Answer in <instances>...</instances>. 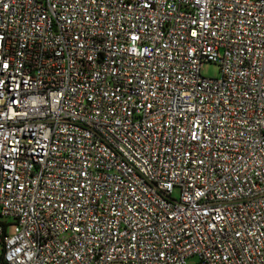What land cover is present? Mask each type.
<instances>
[{"label":"built area","instance_id":"obj_1","mask_svg":"<svg viewBox=\"0 0 264 264\" xmlns=\"http://www.w3.org/2000/svg\"><path fill=\"white\" fill-rule=\"evenodd\" d=\"M113 263L264 264V0H0V264Z\"/></svg>","mask_w":264,"mask_h":264},{"label":"rangeland","instance_id":"obj_2","mask_svg":"<svg viewBox=\"0 0 264 264\" xmlns=\"http://www.w3.org/2000/svg\"><path fill=\"white\" fill-rule=\"evenodd\" d=\"M201 75L206 78H218L220 77V69L216 64L213 63H205L201 67ZM174 197L178 196V192L175 190L173 193ZM8 232L11 234L13 232V227L10 225L8 228ZM113 264H121V263H113ZM129 264V263H128Z\"/></svg>","mask_w":264,"mask_h":264}]
</instances>
